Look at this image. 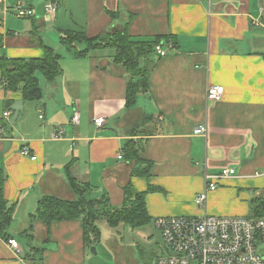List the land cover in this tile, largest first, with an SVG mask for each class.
Instances as JSON below:
<instances>
[{
	"label": "crops",
	"instance_id": "crops-1",
	"mask_svg": "<svg viewBox=\"0 0 264 264\" xmlns=\"http://www.w3.org/2000/svg\"><path fill=\"white\" fill-rule=\"evenodd\" d=\"M25 1L34 18L0 16V57L42 58L48 46L62 56L61 74L52 82L39 76L42 98L28 102L7 89L0 72V124L6 130L0 170L12 210L11 224L0 230V264L92 262L97 248L85 246L80 221L36 222L29 231L40 199H76L69 164L78 181L92 185L94 198L107 197L110 209L123 206L128 188L145 194L152 222L202 216L195 198L205 169H234L236 176L209 194L207 213L252 216L254 201L264 200V0H54V19L45 14L49 0ZM15 2L5 0V6ZM125 30L137 41L173 40L162 42L167 55L155 57L149 92L131 108L128 74L113 62L112 51L76 59L60 41L66 32L97 38ZM210 86L224 88L221 101H206ZM76 111L79 125L72 122ZM100 117L106 125L98 129L94 119ZM200 125L207 126L206 137L194 134ZM58 129L64 136L56 139ZM129 142L142 162L128 157ZM25 145L36 161L21 155ZM9 240L19 243L22 255Z\"/></svg>",
	"mask_w": 264,
	"mask_h": 264
},
{
	"label": "trees",
	"instance_id": "trees-1",
	"mask_svg": "<svg viewBox=\"0 0 264 264\" xmlns=\"http://www.w3.org/2000/svg\"><path fill=\"white\" fill-rule=\"evenodd\" d=\"M63 47L76 59H83L96 51H112L113 62L122 65L128 74L126 108L133 107L138 98L149 92V78L155 66L157 45L173 42L171 36L157 37L153 41L134 40L127 31L105 33L97 38H89L85 33L66 32L61 37ZM2 37L0 36V49ZM62 56L51 47H44V56L35 59H8L0 57L1 77L7 89L20 92L25 101L36 102L42 98L39 76L52 82L61 74ZM130 147V149H129ZM126 152L131 160L142 162L139 150L127 144ZM72 164L66 167L69 185L74 192V201L55 196H45L39 200L36 212L31 215V227L41 222L46 226L62 221H80L84 230L86 247L101 243L102 231L99 222L105 221L109 229L117 231L122 226L132 229L145 228L153 224L149 217L145 194H134L126 189V199L119 209H110L106 196L98 199L92 196L94 189L90 183L78 181L72 174ZM137 170L134 175H137ZM4 175L0 170V230L11 224L12 210H8L4 198ZM251 218L264 217V200L256 199Z\"/></svg>",
	"mask_w": 264,
	"mask_h": 264
},
{
	"label": "built area",
	"instance_id": "built-area-1",
	"mask_svg": "<svg viewBox=\"0 0 264 264\" xmlns=\"http://www.w3.org/2000/svg\"><path fill=\"white\" fill-rule=\"evenodd\" d=\"M44 10L47 16L54 19L59 4L49 0ZM7 14H12L19 20L35 17L34 9L25 0H16L13 6H5V0H0V16ZM155 51L159 57L167 55L164 45H157ZM223 95V87L210 86L206 91V101L219 102ZM9 116L10 112L6 111L4 118ZM80 120L81 114L76 111L72 122L79 125ZM94 125L101 129L106 125V119L96 118ZM5 134L6 130L0 124V137ZM194 134L206 137L207 126H198ZM63 136V129L54 132L56 139ZM21 155L32 161L37 160V157L31 155L28 145L22 147ZM235 176L234 169H222L217 173L205 169L203 190L195 198V204L204 210V214L199 217H164L153 221L154 227L161 232L166 244L165 252L157 257L156 264H264V217H215L207 213L209 194L219 188L220 182ZM8 244L16 255L23 254L16 240H9Z\"/></svg>",
	"mask_w": 264,
	"mask_h": 264
},
{
	"label": "rangeland",
	"instance_id": "rangeland-1",
	"mask_svg": "<svg viewBox=\"0 0 264 264\" xmlns=\"http://www.w3.org/2000/svg\"><path fill=\"white\" fill-rule=\"evenodd\" d=\"M99 226L103 239L94 246L97 249L92 251L90 264H156L165 252L163 236L153 224L140 229L122 226L117 231L109 229L105 221Z\"/></svg>",
	"mask_w": 264,
	"mask_h": 264
},
{
	"label": "water",
	"instance_id": "water-1",
	"mask_svg": "<svg viewBox=\"0 0 264 264\" xmlns=\"http://www.w3.org/2000/svg\"><path fill=\"white\" fill-rule=\"evenodd\" d=\"M95 249H93V251H94Z\"/></svg>",
	"mask_w": 264,
	"mask_h": 264
}]
</instances>
